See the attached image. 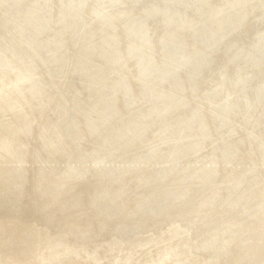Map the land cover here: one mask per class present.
<instances>
[{"label": "rangeland", "instance_id": "1", "mask_svg": "<svg viewBox=\"0 0 264 264\" xmlns=\"http://www.w3.org/2000/svg\"><path fill=\"white\" fill-rule=\"evenodd\" d=\"M33 1L0 0V264H264V0Z\"/></svg>", "mask_w": 264, "mask_h": 264}, {"label": "bare ground", "instance_id": "2", "mask_svg": "<svg viewBox=\"0 0 264 264\" xmlns=\"http://www.w3.org/2000/svg\"><path fill=\"white\" fill-rule=\"evenodd\" d=\"M33 1V0H32ZM139 1V0H138ZM183 1V0H182ZM18 2V1H17ZM34 2V1H33ZM157 2V1H156ZM87 3V2H86ZM35 4V3H34ZM147 5V4H146ZM174 6V5H173ZM162 7V6H161ZM62 8V7H61ZM118 8V7H117ZM133 8V7H132ZM18 9V8H17ZM60 9V8H59ZM82 9V8H81ZM134 9V8H133ZM138 9V8H137ZM85 10V9H84ZM48 11V10H47ZM66 11V10H65ZM79 11H81V10H79ZM193 11V10H192ZM35 12V11H34ZM102 12V11H101ZM140 12V11H139ZM166 12V11H165ZM62 13V12H61ZM127 13V12H126ZM44 14V13H43ZM108 14V13H107ZM128 14V13H127ZM138 14V13H137ZM171 14V13H170ZM33 15V14H32ZM40 15V14H39ZM78 15V14H77ZM103 15V14H102ZM117 15V14H116ZM35 16H37V14L35 15ZM154 16V15H153ZM175 16V15H174ZM67 17V16H66ZM78 17V16H77ZM86 17V16H85ZM88 18V17H87ZM127 18V17H126ZM36 19H38V18H36ZM65 19V18H64ZM33 20V19H32ZM127 20V19H126ZM131 20V19H130ZM20 21V20H19ZM34 21V20H33ZM119 21V20H118ZM117 21V22H118ZM208 22V21H207ZM35 23V22H34ZM39 23V22H38ZM48 23V22H47ZM65 23V22H64ZM87 23V22H86ZM85 23V24H86ZM141 23V22H140ZM106 24V23H105ZM129 24V23H128ZM209 24V23H208ZM82 25V24H81ZM39 26V25H38ZM55 26V25H54ZM79 26V25H78ZM77 26V27H78ZM50 27V26H49ZM75 27V26H74ZM36 29V28H35ZM54 29V28H53ZM57 28H55V30H56ZM104 29V28H103ZM39 30V29H38ZM48 30V29H47ZM52 30V29H51ZM79 30V29H78ZM98 30V29H97ZM17 31V30H16ZM105 31H106V29H105ZM20 32V31H19ZM55 32V31H54ZM79 32V31H78ZM17 33V32H16ZM40 34V33H39ZM74 35V34H73ZM89 35V34H88ZM37 37V36H36ZM80 37V36H79ZM132 37V36H131ZM248 37V36H247ZM23 38V37H22ZM76 38V37H75ZM92 38V37H91ZM95 38V37H94ZM132 39V38H131ZM249 39V38H248ZM32 40V39H31ZM118 40V39H117ZM134 40V39H133ZM86 41V40H85ZM249 41V40H248ZM138 42V41H137ZM52 43V42H51ZM136 43V42H135ZM44 44V43H43ZM80 44V43H79ZM97 46V45H96ZM39 47V46H38ZM53 47V46H52ZM76 49H77V47H76ZM19 50V49H18ZM90 50V49H89ZM94 50V49H93ZM16 51V50H15ZM21 51V50H20ZM37 52V51H36ZM59 52V51H58ZM45 54V53H44ZM40 56V55H39ZM97 57V56H96ZM88 58V57H87ZM20 59V58H19ZM216 60H217V58H216ZM7 61V60H6ZM5 61V62H6ZM71 61V60H70ZM132 61V60H131ZM242 61V60H241ZM68 62V61H67ZM82 62V61H81ZM87 62V61H86ZM194 63V62H193ZM29 64V63H28ZM71 64H72V62H71ZM215 64V63H214ZM23 65V64H22ZM89 65V64H88ZM10 66V65H9ZM93 66V65H92ZM104 68H105V66H104ZM230 68V67H229ZM79 69V68H78ZM118 70V69H117ZM218 70V69H217ZM14 71V70H13ZM26 71V70H25ZM50 71V70H49ZM255 71V70H254ZM37 72H39V71H37ZM122 72V71H121ZM47 73V72H46ZM218 73V72H217ZM72 74V73H71ZM107 74V73H106ZM114 74V73H113ZM90 75V74H89ZM202 75V74H201ZM92 76V75H91ZM75 77V76H74ZM210 79V78H209ZM219 79V78H218ZM234 79V78H233ZM114 80V79H113ZM85 81V80H84ZM134 81V80H133ZM220 81V80H219ZM256 81V80H255ZM91 82V81H90ZM93 82V81H92ZM108 82V81H107ZM220 83V82H219ZM216 84V83H215ZM75 85V84H74ZM85 85V84H84ZM98 85V84H97ZM156 85V84H155ZM217 85V84H216ZM160 86V85H159ZM137 87V86H136ZM151 87V86H150ZM155 87V86H154ZM204 87V86H203ZM253 87V86H252ZM257 88V87H256ZM121 89V88H120ZM122 90V89H121ZM120 90V91H121ZM133 90V89H132ZM132 92V91H131ZM130 93V92H129ZM90 94V93H89ZM100 94V93H99ZM157 94V93H156ZM211 94V93H210ZM214 95V94H213ZM215 96V95H214ZM215 98V97H214ZM120 99V98H119ZM159 99V98H158ZM157 100V99H156ZM150 101V100H149ZM75 102V101H74ZM93 103V102H92ZM236 104V103H235ZM183 106V105H182ZM232 107V106H231ZM71 108H73V107H71ZM192 108V107H191ZM230 109V108H229ZM232 109V108H231ZM132 110V109H131ZM233 110V109H232ZM236 110V109H235ZM134 111V110H133ZM186 111V110H185ZM63 112V111H62ZM149 112V111H148ZM154 112V111H153ZM187 112V111H186ZM230 112H232V111H230ZM96 113V112H95ZM116 113V112H115ZM129 113V112H128ZM82 114V113H81ZM131 114V113H130ZM110 115V114H109ZM81 116V115H80ZM89 116V115H88ZM95 116V115H94ZM160 116V115H159ZM191 116V115H190ZM68 117V116H67ZM98 117V116H97ZM169 117V116H168ZM206 117V116H205ZM90 119V118H89ZM131 119V118H130ZM27 120V119H26ZM192 120V119H191ZM211 120V119H210ZM79 121V120H78ZM86 121V120H85ZM184 121V120H183ZM193 122V121H192ZM148 123V122H147ZM154 123V122H153ZM160 123V122H159ZM102 124V123H101ZM136 124V123H135ZM209 124V123H208ZM79 125V124H78ZM109 125V124H108ZM186 125V124H185ZM83 126V125H82ZM101 126V125H100ZM192 126V125H191ZM72 127V126H71ZM185 127V126H184ZM77 128V127H76ZM75 128V129H76ZM103 128V127H102ZM112 128V127H111ZM118 128V127H117ZM199 128V127H198ZM203 128V127H202ZM17 129V128H16ZM70 129V128H69ZM82 129V128H81ZM124 129V128H123ZM134 129V128H133ZM145 129V128H144ZM166 129V128H165ZM56 130H58V129H56ZM111 131V130H110ZM109 131V132H110ZM60 132V131H59ZM112 132V131H111ZM144 132V131H143ZM63 133V132H62ZM86 133V132H85ZM142 133V132H141ZM183 133V132H182ZM67 134V133H66ZM84 134V133H83ZM108 134V133H107ZM136 134V133H135ZM67 135H70V134H67ZM88 135H89V133H88ZM185 135V134H184ZM11 136H13V135H11ZM17 136H19V135H17ZM61 136H62V134H61ZM66 136V135H65ZM110 136H111V134H110ZM123 136V135H122ZM126 136V135H125ZM130 136V135H129ZM164 136V135H163ZM189 136V135H188ZM64 137V136H63ZM113 137V136H112ZM124 137V136H123ZM131 137V136H130ZM161 137V136H160ZM105 138H106V136H105ZM116 139V138H115ZM123 139V138H122ZM127 139V138H126ZM146 139V138H145ZM202 139V138H201ZM139 140V139H138ZM169 140V139H168ZM173 140V139H172ZM12 141V140H11ZM75 141H76V139H75ZM85 141V140H84ZM96 141V140H95ZM118 141V140H117ZM181 141V140H180ZM55 142V141H54ZM126 142V141H125ZM128 142V141H127ZM58 143V142H57ZM74 143V142H73ZM146 143V142H145ZM173 143V142H172ZM182 143V142H181ZM184 143V142H183ZM88 144H89V142H88ZM87 144V145H88ZM108 144V143H107ZM130 144V143H129ZM161 144V143H160ZM244 144V143H243ZM7 145V144H6ZM93 145V144H92ZM104 145V144H103ZM127 145V144H126ZM158 145V144H157ZM198 145V144H197ZM119 146V145H118ZM123 146V145H122ZM110 147V146H109ZM141 147V146H140ZM146 147V146H145ZM181 147V146H180ZM203 147V146H202ZM57 148V147H56ZM107 148V147H106ZM13 149V148H12ZM75 149V148H74ZM77 149H79V148H77ZM147 149V148H146ZM247 149V148H246ZM245 149V150H246ZM120 150V149H119ZM130 150H133V149H130ZM151 150V149H150ZM204 150V149H203ZM15 151V150H14ZM83 151V150H82ZM94 151H96V150H94ZM226 151V150H225ZM85 152H86V150H85ZM109 152V151H108ZM119 152H121V151H119ZM137 153H138V151H136ZM135 152V153H136ZM201 152V151H200ZM216 152V151H215ZM215 152H213V153H215ZM12 153V152H11ZM73 153V152H72ZM75 153V152H74ZM112 153V152H111ZM130 153V152H129ZM136 153V154H137ZM148 153V152H147ZM249 153V152H248ZM87 154H89L90 155V153H87ZM86 154V155H87ZM110 154V153H109ZM209 154V153H208ZM227 154V153H226ZM258 154V153H257ZM263 154V153H262ZM12 155V154H11ZM96 155V154H95ZM249 155V154H248ZM74 156V155H73ZM99 156H101V155H99ZM149 156V155H148ZM211 156V155H210ZM105 157V156H104ZM109 157V156H108ZM123 157V156H122ZM129 157V156H128ZM137 157V156H136ZM173 157V156H172ZM20 158V157H19ZM93 158V157H92ZM121 158V157H120ZM145 158V157H144ZM258 158V157H257ZM17 159V158H16ZM99 159V158H98ZM113 159H114V157H113ZM125 159V158H124ZM142 159V158H141ZM18 160V159H17ZM109 160V159H108ZM107 160V161H108ZM163 160V159H162ZM175 160V159H174ZM221 160V159H220ZM252 160V159H251ZM88 161H90V160H88ZM105 161V160H104ZM114 161V160H113ZM126 161V160H125ZM172 161V160H171ZM74 162V161H73ZM117 162V161H116ZM128 162V161H127ZM10 163H11V161H10ZM13 163H14V161H13ZM17 163V162H16ZM77 163V162H76ZM80 163V162H79ZM132 163V162H131ZM178 163H179V161H178ZM81 164V163H80ZM119 164V163H118ZM129 164V163H128ZM144 164V163H143ZM152 164V163H151ZM150 164V165H151ZM160 164V163H159ZM209 164V163H208ZM221 164V163H220ZM227 164V163H226ZM249 164V163H248ZM82 165H84V164H82ZM81 165V166H82ZM105 165H106V163H105ZM148 165V164H147ZM163 165V164H162ZM214 165V164H213ZM219 165V164H218ZM11 166V165H10ZM21 166V165H20ZM110 166V165H109ZM170 166V165H169ZM175 166V165H174ZM228 166V165H227ZM136 167H138V166H136ZM144 166H142V168H143ZM166 167V166H165ZM198 167V166H197ZM12 168V167H11ZM46 168V167H45ZM83 168V167H82ZM90 168V167H89ZM107 168V167H106ZM147 168V167H146ZM167 168V167H166ZM184 168V167H183ZM8 169V168H7ZM81 169V168H80ZM104 169V168H103ZM116 169V168H115ZM152 169V168H151ZM153 169H154V167H153ZM157 169V168H156ZM194 169V168H193ZM252 169V168H251ZM5 170V169H4ZM21 170V169H20ZM48 170V169H47ZM89 170V169H88ZM91 170V169H90ZM89 170V171H90ZM120 170V169H119ZM139 170V169H138ZM143 170V169H142ZM124 171V170H123ZM152 171V170H151ZM193 171V170H192ZM4 172V171H3ZM9 172V171H8ZM45 172V171H44ZM49 172V171H48ZM88 172V171H87ZM120 172V171H119ZM161 172V171H160ZM216 172V171H215ZM138 173V172H137ZM142 173V172H141ZM146 173H147V171H146ZM5 174V173H4ZM17 174V173H16ZM22 174H23V172H22ZM60 174H62V173H60ZM113 174V173H112ZM191 174H193V173H191ZM46 175V174H45ZM51 175V174H50ZM54 175V174H53ZM116 175V174H115ZM199 175V174H198ZM201 175V174H200ZM3 176V175H2ZM18 176V175H17ZM90 176V175H89ZM131 176V175H130ZM189 176H190V174H189ZM4 177V176H3ZM7 177V176H6ZM41 177V176H40ZM86 177H88V176H86ZM5 178V177H4ZM23 178V177H22ZM55 178V177H54ZM93 178V177H92ZM137 178H138V176H137ZM177 178V177H176ZM195 178V177H194ZM216 178V177H215ZM110 179V178H109ZM123 179V178H122ZM162 179V178H161ZM200 179V178H199ZM59 180H60V178H59ZM120 180V179H119ZM133 180V179H132ZM173 180V179H172ZM10 181V180H9ZM12 181V180H11ZM42 181V180H41ZM52 181V180H51ZM56 181V180H55ZM54 181V182H55ZM80 181V180H79ZM95 181V180H94ZM220 181V180H219ZM224 181V180H223ZM44 182V181H43ZM58 182V181H57ZM78 182V181H77ZM84 182V181H83ZM86 182V181H85ZM88 182V181H87ZM92 182V181H91ZM90 182V183H91ZM97 182V181H96ZM126 182V181H125ZM132 182V181H131ZM6 183V182H5ZM22 183V182H21ZM24 183V182H23ZM61 183H62V181H61ZM116 183H118V182H116ZM139 183V182H138ZM144 183V182H143ZM149 183H150V181H149ZM228 183V182H227ZM231 183V182H230ZM82 184V183H81ZM87 184H89V183H87ZM101 184V183H100ZM104 184H106L105 182H104ZM175 184V183H174ZM52 185V184H51ZM86 185V184H85ZM96 185V184H95ZM131 185V184H130ZM144 185V184H143ZM149 185V184H148ZM148 185H146V186H148ZM152 185V184H151ZM165 185V184H164ZM163 185V186H164ZM10 186V185H9ZM44 186V185H43ZM58 186V185H57ZM98 186H100V185H98ZM103 186H105V185H103ZM119 186V185H118ZM207 186H209V185H207ZM5 187V186H4ZM7 187V186H6ZM78 187V186H77ZM141 187V186H140ZM12 188V187H11ZM61 188V187H60ZM70 188H71V186H70ZM82 188V187H81ZM115 188V187H114ZM146 188V187H145ZM159 188V187H158ZM164 188H165V186H164ZM14 189V188H13ZM58 189V188H57ZM77 189V188H76ZM102 189V188H101ZM104 189V188H103ZM110 189V188H109ZM112 189V188H111ZM8 190V189H7ZM154 190H156V189H154ZM209 190V189H208ZM222 190V189H221ZM57 191V190H56ZM77 191V190H76ZM100 191V190H99ZM104 191V190H103ZM107 191V190H106ZM112 191V190H111ZM68 192V191H67ZM66 192V193H67ZM74 192V191H73ZM218 192V191H217ZM227 192V191H226ZM63 193V192H62ZM75 193V192H74ZM148 193V192H147ZM52 194V193H51ZM58 194V193H57ZM139 194V193H138ZM207 194V193H206ZM256 193H254V195H255ZM145 195V194H144ZM148 195V194H147ZM226 195V194H225ZM41 196H43V195H41ZM47 196V195H46ZM78 196V195H77ZM100 196V195H99ZM242 196V195H241ZM53 197V196H52ZM60 197V196H59ZM64 197V196H63ZM108 197V196H107ZM111 197V196H110ZM115 197V196H114ZM17 198V197H16ZM100 199H101V197H99ZM170 198V197H169ZM206 198H208V197H206ZM215 198V197H214ZM218 198V197H217ZM21 199H22V197H21ZM44 199V198H43ZM107 199V198H106ZM112 199V198H111ZM155 199V198H154ZM157 199V198H156ZM171 199V198H170ZM14 200V199H13ZM54 200V199H53ZM56 200V199H55ZM68 200V199H67ZM113 200V199H112ZM138 200V199H137ZM160 200V199H159ZM172 200V199H171ZM256 200V199H255ZM254 200V201H255ZM16 201V200H15ZM17 201H18V198H17ZM43 201V200H42ZM69 201V200H68ZM71 201V200H70ZM107 201V200H106ZM105 201V202H106ZM128 201H129V199H128ZM173 201V200H172ZM1 202V201H0ZM10 202V201H9ZM44 202V201H43ZM54 202V201H53ZM59 202V201H58ZM63 202H65V201H63ZM102 202V201H101ZM146 202V201H145ZM167 202V201H166ZM211 202V201H210ZM217 202V201H216ZM2 203V202H1ZM47 203V202H46ZM71 203V202H70ZM78 203V202H77ZM100 203V202H99ZM123 203V202H122ZM150 203V202H149ZM199 203V202H198ZM204 203V202H203ZM208 203V202H207ZM260 203V202H259ZM24 204V203H23ZM57 204V203H56ZM65 204V203H64ZM146 205H147V207H148V203H145ZM152 203H150V205H151ZM168 204V203H167ZM211 204V203H210ZM241 204V203H240ZM40 205H42V204H40ZM73 205V204H72ZM95 205V204H94ZM114 205V204H113ZM119 205V204H118ZM169 205V204H168ZM171 205V204H170ZM176 205H177V203H176ZM179 205V204H178ZM184 205V204H183ZM212 205V204H211ZM213 205H214V203H213ZM223 205V204H222ZM2 206V205H1ZM18 206V205H17ZM97 206V205H96ZM108 206V205H107ZM110 206V205H109ZM124 206V205H123ZM128 206V205H127ZM145 206V205H144ZM155 206V205H154ZM45 207H46V205H45ZM95 207V206H94ZM140 207V206H139ZM146 207V206H145ZM150 207V206H149ZM210 207V206H209ZM58 208V207H57ZM65 208V207H64ZM70 208V207H69ZM109 208V207H108ZM123 208V207H122ZM125 208V207H124ZM151 208V207H150ZM168 208V207H167ZM187 208V207H186ZM237 208V207H236ZM120 209H121V207H120ZM162 209V208H161ZM161 209H159V210H161ZM181 209V208H180ZM14 210V209H13ZM16 210V209H15ZM112 210H114V209H112ZM145 210V209H144ZM171 210V209H170ZM177 210H179V209H177ZM225 210V209H224ZM58 210H56V212H57ZM123 211V210H122ZM164 211V210H163ZM242 211V210H241ZM6 212V211H5ZM15 212V211H14ZM21 212V211H20ZM93 212V211H92ZM109 212V211H108ZM114 212H116V211H114ZM121 212V211H120ZM124 212V211H123ZM128 212V211H127ZM157 212V211H156ZM167 212V211H166ZM217 212V211H216ZM215 212V213H216ZM243 212V211H242ZM101 213V212H100ZM122 213V212H121ZM210 213V212H209ZM218 213V212H217ZM18 214V213H17ZM62 214V213H61ZM90 214V213H89ZM117 214V213H116ZM147 214V213H146ZM164 214V213H163ZM162 214V215H163ZM3 215V214H2ZM8 215V214H7ZM6 215V216H7ZM112 215V214H111ZM123 215V214H122ZM133 215V214H132ZM150 215V214H149ZM181 215V214H180ZM183 215V214H182ZM209 215V214H208ZM252 215V214H251ZM231 216V215H230ZM1 217V216H0ZM76 217V216H75ZM114 217V216H113ZM117 217V216H116ZM128 217V216H127ZM223 217V216H222ZM31 218H33V217H31ZM74 218V217H73ZM91 218V217H90ZM98 218H100V217H98ZM109 218H110V216H109ZM124 218V217H123ZM159 218V217H158ZM1 219V218H0ZM65 220H66V218H64ZM96 219V218H95ZM94 219V220H95ZM117 219V218H116ZM124 219H126V218H124ZM145 219V218H144ZM217 219V218H216ZM77 220V219H76ZM97 220V219H96ZM114 220V219H113ZM119 220V219H118ZM167 220V219H166ZM165 220V221H166ZM198 220H199V218H198ZM225 220V219H224ZM228 220V219H227ZM25 221V220H24ZM75 221V220H74ZM87 221V220H86ZM98 221V220H97ZM190 221V220H189ZM193 221V220H192ZM63 222H65V221H63ZM76 222V221H75ZM99 222V221H98ZM101 222V221H100ZM99 222V223H100ZM114 222V221H113ZM119 221H117V223H118ZM227 222V221H226ZM245 222V221H244ZM90 223V222H89ZM102 223V222H101ZM104 223V222H103ZM105 223H107V222H105ZM115 223H116V221H115ZM116 223V224H117ZM125 223V222H124ZM158 223V222H157ZM205 223V222H204ZM222 223V222H221ZM7 224V223H6ZM71 224V223H70ZM86 224V223H85ZM127 224V223H126ZM184 224V223H183ZM194 224V223H193ZM218 224V223H217ZM243 224V223H242ZM245 224V223H244ZM94 225V224H93ZM100 225H102V224H100ZM99 225V226H100ZM104 225V224H103ZM127 225H129V224H127ZM4 226H5V224H4ZM19 226H22V225H20L19 224ZM34 226V225H33ZM124 226V225H123ZM135 226H137V225H135ZM169 226V225H168ZM78 227V226H77ZM87 227V226H86ZM221 227V226H220ZM225 227V226H224ZM3 228H5V227H3ZM2 228V229H3ZM17 228V227H16ZM23 228V227H22ZM70 228V227H69ZM85 228V227H84ZM201 228V227H200ZM229 228V227H228ZM68 229V228H67ZM92 229H94V228H92ZM112 229V228H111ZM130 229V228H129ZM171 229V228H170ZM209 229H211V228H209ZM227 229V228H226ZM13 230H15V229H13ZM72 230V229H71ZM114 230V229H113ZM116 230V229H115ZM127 229L125 228V231H126ZM131 230V229H130ZM146 230V229H145ZM157 230V229H156ZM198 230V229H197ZM8 231H9V229H8ZM27 231V230H26ZM85 231H87L86 229H85ZM169 231V230H168ZM190 231V230H189ZM208 231V230H207ZM10 232V231H9ZM24 232V231H23ZM82 232V231H81ZM89 232V231H88ZM96 232V231H95ZM108 232V231H107ZM106 232V233H107ZM113 232V231H112ZM214 232V231H213ZM72 233V232H71ZM123 233V232H122ZM158 233V232H157ZM186 233V232H185ZM188 233V232H187ZM28 233H26V235H27ZM109 234V233H108ZM107 234V235H108ZM113 234V233H112ZM118 234V233H117ZM128 234V233H127ZM131 234V233H130ZM156 234V233H155ZM184 234V233H183ZM211 234V233H210ZM4 235V234H3ZM9 235V234H8ZM8 235H7V237H8ZM31 235V234H30ZM98 235V234H97ZM103 235V234H102ZM124 235V234H123ZM179 235V234H178ZM218 235V234H217ZM73 236V235H72ZM96 236V235H95ZM173 236V235H172ZM171 236V237H172ZM180 236H182V235H180ZM212 236V235H211ZM227 236H228V234H227ZM1 237V236H0ZM6 237V239H8ZM16 238H17V236H15ZM14 237V238H15ZM23 237V239H24V236H22ZM31 238H32V235L30 236ZM29 237V238H30ZM60 237V236H59ZM77 237V236H76ZM92 237V236H91ZM139 237V236H138ZM170 237V236H169ZM191 237V236H190ZM193 237H195L194 235H193ZM9 238H10V236H9ZM11 238H13V237H11ZM15 238V241H17V239ZM25 238H26V236H25ZM30 238V239H31ZM35 238V237H34ZM33 238V239H34ZM68 238V237H67ZM71 238V237H70ZM75 238V237H74ZM111 238V237H110ZM116 238V237H115ZM119 238V237H118ZM125 238H126V236H125ZM197 238V237H196ZM207 238V237H206ZM205 238V239H206ZM211 238V237H210ZM209 238V239H210ZM214 239H215V237H213ZM5 239V238H4ZM20 239V238H19ZM30 239H28V241H30ZM78 239H79V236H78ZM99 239V238H98ZM112 239V238H111ZM187 239V238H186ZM202 239V238H201ZM212 239V238H211ZM217 239H220V238H217ZM135 240V239H134ZM156 240V239H155ZM179 240V239H178ZM203 240V239H202ZM1 241H2V239H1ZM5 240H3V242H4ZM11 240H9V242H10ZM14 241V242H15ZM21 241V240H20ZM23 241V240H22ZM25 241V240H24ZM39 241H40V239H39ZM38 241V243L40 244V243H43L44 242V240H43V242H39ZM46 241V240H45ZM96 241H97V239H96ZM107 241V240H106ZM190 241V240H189ZM3 242H2V244H3ZM8 242V241H7ZM6 243V246H7V244H9V247L11 246L12 247V245H14L15 243H13V244H11L12 242H10V243ZM37 242V241H36ZM71 242V241H70ZM83 242H84V240H83ZM134 242V241H133ZM187 242V241H186ZM199 242V241H198ZM197 242V243H198ZM222 242V241H221ZM29 243V242H28ZM32 243V242H31ZM46 243V242H45ZM48 243V242H47ZM46 243V244H47ZM66 243V242H65ZM107 243V242H106ZM112 243V242H111ZM115 243V242H114ZM185 243V242H184ZM203 243V242H202ZM212 243V242H211ZM11 244V245H10ZM17 244V243H16ZM20 244V243H19ZM18 244V245H19ZM21 244H22V242H21ZM34 244V243H33ZM44 244V243H43ZM43 244H41V246H43ZM55 244V243H54ZM100 244V243H99ZM108 244V243H107ZM193 244V243H192ZM219 244V243H218ZM1 245V244H0ZM24 245V244H23ZM31 245V247L33 246L32 244H30ZM36 245H37V243H36ZM72 245V244H71ZM74 245V244H73ZM72 245V246H73ZM170 245V244H169ZM216 245V244H215ZM15 246V245H14ZM17 246V245H16ZM20 247H21V245H19ZM19 246H17L18 248H19ZM38 246V245H37ZM36 246V247H37ZM91 246V245H90ZM111 246V245H110ZM213 246V245H212ZM1 247H2V245H1ZM10 247V248H11ZM16 247V248H17ZM30 247V246H29ZM28 247V248H29ZM30 247V248H31ZM34 247V246H33ZM36 247H35V249H36ZM92 247V246H91ZM90 247V248H91ZM95 247V246H94ZM127 247V246H126ZM180 247V246H179ZM216 247V246H215ZM220 247V246H219ZM14 247H12V249H13ZM17 248V249H18ZM29 248V249H30ZM39 248H41V247H38V249ZM47 248V247H46ZM160 248V247H159ZM183 248V247H182ZM4 249V248H3ZM6 249V248H5ZM15 249V248H14ZM22 249H24V248H22ZM34 248H32L31 249V251L33 250ZM34 249V250H35ZM38 249H36V250H38ZM81 249V248H80ZM193 249V248H192ZM213 249V248H212ZM19 250V249H18ZM35 250V251H36ZM40 250V249H39ZM39 250L37 251V252H39ZM99 250V249H98ZM137 250V249H136ZM182 250V249H181ZM189 250V249H188ZM195 250V249H194ZM215 250V249H214ZM1 251V250H0ZM7 251H9V250H7ZM12 251V250H11ZM11 251H10V254H11ZM17 251V250H16ZM20 251V250H19ZM18 251V252H19ZM81 251V250H80ZM83 251V250H82ZM94 251V250H93ZM103 251V250H102ZM126 251V250H125ZM130 251V250H129ZM142 251V250H141ZM157 251V250H156ZM175 251V250H174ZM206 251V250H205ZM212 251V250H211ZM220 251V250H219ZM4 252H6V251H4ZM13 252V251H12ZM21 252V251H20ZM23 252H24V250H23ZM28 252H30V251H28V249H27V253ZM42 252V251H41ZM85 252V251H84ZM87 252V251H86ZM123 252V251H122ZM216 252V251H215ZM112 253V252H111ZM157 253V252H156ZM211 253V252H210ZM214 253V252H213ZM2 254V253H1ZM13 254H16L17 255V253H13ZM35 254H37V253H35ZM45 254V253H44ZM64 254V253H63ZM82 254V253H81ZM125 254V253H124ZM129 254V253H128ZM139 254H140V252H139ZM216 254V253H215ZM3 255H5V254H3ZM23 255L25 256V254L23 253ZM214 255V254H213ZM8 256H10V255H8ZM12 256V255H11ZM27 256V255H26ZM30 256H31V254H30ZM33 256V255H32ZM75 256V255H74ZM82 256V255H81ZM92 256V255H91ZM116 256V255H115ZM123 256V255H122ZM172 256V255H171ZM1 257H3L4 258V256H1ZM6 257V256H5ZM21 257V256H20ZM27 257H29V256H27ZM26 257V258H27ZM41 257V256H40ZM47 257V256H46ZM59 257V256H58ZM97 257V256H96ZM216 257V256H215ZM8 259L10 258V257H7ZM25 258V259H26ZM82 258V257H81ZM86 258V257H85ZM117 258V257H116ZM115 258V259H116ZM143 258V257H142ZM145 258V257H144ZM173 258V257H172ZM220 258V257H219ZM0 259H2V258H0ZM5 259V258H4ZM7 259V260H8ZM12 259V258H11ZM10 259V260H11ZM41 259H44V257L43 258H41ZM136 259V258H135ZM154 259V258H153ZM213 259V258H212ZM20 260V259H19ZM19 260H17V261H19ZM26 260H28V259H26ZM46 260V259H45ZM44 260V261H45ZM113 260V259H112ZM140 260V259H139ZM145 260V259H144ZM151 260V259H150ZM180 260V259H179ZM2 261H4V260H2ZM22 261H24V260H22ZM37 261V260H36ZM50 261V260H49ZM94 261V260H93ZM128 261V260H127ZM212 261V260H211ZM216 261V260H215ZM21 264H23V262H21V261H19ZM32 262V261H31ZM45 262H47V261H45ZM117 262V261H116ZM132 262V261H131ZM222 262V261H221ZM4 264L5 263V261L4 262H1V264ZM24 263H25V261H24ZM36 263V262H35ZM42 263V262H41ZM96 263V262H95ZM112 263V262H111ZM149 263V262H148ZM13 264V263H12ZM30 264V263H29ZM34 264V263H33ZM37 264H40V263H37ZM44 264V263H43ZM163 264V263H162Z\"/></svg>", "mask_w": 264, "mask_h": 264}]
</instances>
